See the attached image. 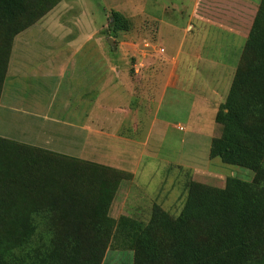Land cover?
<instances>
[{
	"label": "trees",
	"instance_id": "obj_1",
	"mask_svg": "<svg viewBox=\"0 0 264 264\" xmlns=\"http://www.w3.org/2000/svg\"><path fill=\"white\" fill-rule=\"evenodd\" d=\"M61 1L0 0V98L15 38ZM112 14L113 32L130 28ZM215 122L210 158L253 179L191 178L178 215L161 197L147 221L111 215L131 172L0 136V264H105L114 243L133 251L131 264H264V0Z\"/></svg>",
	"mask_w": 264,
	"mask_h": 264
},
{
	"label": "crops",
	"instance_id": "obj_2",
	"mask_svg": "<svg viewBox=\"0 0 264 264\" xmlns=\"http://www.w3.org/2000/svg\"><path fill=\"white\" fill-rule=\"evenodd\" d=\"M260 1L62 0L15 38L4 85L23 80L22 87L26 82L41 91L10 99L21 104L12 108L36 117V131L45 136L70 137L79 148L71 151L82 159L131 172L133 178L120 184L111 215L149 217L156 199L145 195L150 180L142 178L141 163L146 160L143 154L150 161L156 158L158 151L149 145L152 136L167 135L170 115L183 113L193 122L207 112V105L216 115ZM94 9L105 18L98 26ZM113 11L127 17L128 30L113 32ZM31 30L28 42L20 38ZM6 92L3 89L0 105L4 97L12 98ZM193 92L196 97L187 101ZM213 128L221 131L216 122ZM50 144L45 140L44 145ZM115 152L118 164H112L113 156L100 161L83 155ZM130 154L136 160L127 161ZM124 162L136 166L127 170ZM178 181L168 190L161 188L158 197L170 199ZM115 207L119 212H113Z\"/></svg>",
	"mask_w": 264,
	"mask_h": 264
},
{
	"label": "rangeland",
	"instance_id": "obj_3",
	"mask_svg": "<svg viewBox=\"0 0 264 264\" xmlns=\"http://www.w3.org/2000/svg\"><path fill=\"white\" fill-rule=\"evenodd\" d=\"M93 11L96 12L95 21L98 23V26L105 21V18L100 12H97L96 9ZM173 11L174 10H172L171 13H173ZM122 15L125 16L124 14ZM33 31L34 30L23 33L20 38L27 39L28 42ZM34 46L37 49L36 43ZM32 51H34V48ZM7 83L8 82L4 85V90L7 89L6 96L9 92L12 98L4 97L0 105V136L20 143L44 147L45 149L49 148V150L52 149L51 151L61 150L62 152L58 153L81 158V154L71 151V149L79 148L75 142L71 143L70 137L64 139L62 136H58L55 133H51V136H45L43 131H36L39 129L38 124H40L38 119L36 117H30L21 110H17L16 108L19 109L21 107L19 102L16 105L10 102V99H18L16 96H21L23 94L25 96H30L32 93H38L41 91V88L34 85V88L30 89V85H26V82V86L24 85V87H22L23 80H19L12 85ZM227 87L229 86H226V89ZM192 89L194 90L195 88ZM197 91L195 90V92ZM44 92L47 95L45 90ZM195 97L196 95L193 92L187 101L191 102ZM170 100L171 97L169 95L167 101ZM12 107L16 108L13 109ZM206 111L207 112L202 114L199 120H194L193 122L188 120L183 113L180 115L168 116L169 130L166 125L167 135L164 137L152 136L149 143L150 149L158 151L156 153V158L150 161L146 158V154H143L146 160H143V163H141V168H144L142 178L150 180L149 184L144 186L145 195L148 197L152 196V198L156 199L155 202L161 203V197H158L160 189L163 188L168 190V188L172 187L175 179L179 180L175 182V187L170 191V199L164 200L165 203L163 205L166 210L175 216L180 213L184 205L187 197V187L185 183H187L190 178L200 180L201 182L206 181L208 184L214 186L223 185L222 180L226 176L237 177L245 181H251L253 179V172L245 167L225 164L219 158H210L209 150L212 140L211 136L213 133L219 134L220 132L217 128H215V130L213 128L215 124V109L213 107L209 108L207 105ZM162 115L166 117L167 114L162 111ZM180 126L183 128L181 129ZM45 140L51 141V144L44 145ZM83 155L100 161H107L109 156H113L115 158L113 161L115 162L112 164H118V161L121 160L119 159V153L116 152L93 154V156H91L92 154ZM99 155L106 156L101 158L102 156L100 157ZM125 159L129 162L136 160L135 154H130ZM121 165L127 170L134 169L136 166L128 165L126 162ZM57 170H60L59 167H57ZM160 194L162 196L164 193ZM132 203L131 201L130 206H132ZM114 206H116V202ZM115 211L119 212L118 207H115L113 212ZM148 219L149 217L146 216L141 218V220L146 221ZM121 246L120 244L114 243L111 248V255H108L107 259H105V264L132 263L133 251ZM118 247H121V249H118Z\"/></svg>",
	"mask_w": 264,
	"mask_h": 264
},
{
	"label": "built area",
	"instance_id": "obj_4",
	"mask_svg": "<svg viewBox=\"0 0 264 264\" xmlns=\"http://www.w3.org/2000/svg\"><path fill=\"white\" fill-rule=\"evenodd\" d=\"M145 45H146V46H148L149 44H148V43H146ZM158 50H159V52H164V48H163V47H160V48H158ZM180 128L182 129L183 127H182V126H180Z\"/></svg>",
	"mask_w": 264,
	"mask_h": 264
},
{
	"label": "water",
	"instance_id": "obj_5",
	"mask_svg": "<svg viewBox=\"0 0 264 264\" xmlns=\"http://www.w3.org/2000/svg\"><path fill=\"white\" fill-rule=\"evenodd\" d=\"M113 19H114V18H113V16H112V17H111V20L113 21Z\"/></svg>",
	"mask_w": 264,
	"mask_h": 264
}]
</instances>
